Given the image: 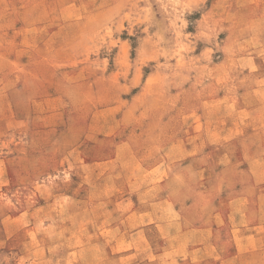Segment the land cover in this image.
Segmentation results:
<instances>
[{"label":"rangeland","instance_id":"rangeland-1","mask_svg":"<svg viewBox=\"0 0 264 264\" xmlns=\"http://www.w3.org/2000/svg\"><path fill=\"white\" fill-rule=\"evenodd\" d=\"M0 264H264V0H0Z\"/></svg>","mask_w":264,"mask_h":264}]
</instances>
